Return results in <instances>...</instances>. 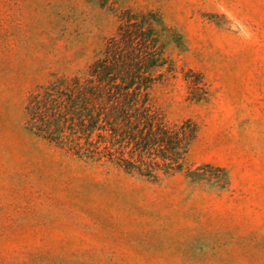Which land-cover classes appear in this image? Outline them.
Listing matches in <instances>:
<instances>
[{"label":"rangeland","instance_id":"374dc122","mask_svg":"<svg viewBox=\"0 0 264 264\" xmlns=\"http://www.w3.org/2000/svg\"><path fill=\"white\" fill-rule=\"evenodd\" d=\"M127 13L160 20L150 103L196 127L157 180L26 129L29 94L83 75ZM0 264H264V0H0Z\"/></svg>","mask_w":264,"mask_h":264},{"label":"trees","instance_id":"16d2710c","mask_svg":"<svg viewBox=\"0 0 264 264\" xmlns=\"http://www.w3.org/2000/svg\"><path fill=\"white\" fill-rule=\"evenodd\" d=\"M161 33L153 13L124 14L83 75L53 74L29 94L26 129L77 159L146 179L182 171L196 127L169 124L148 98L164 63Z\"/></svg>","mask_w":264,"mask_h":264}]
</instances>
